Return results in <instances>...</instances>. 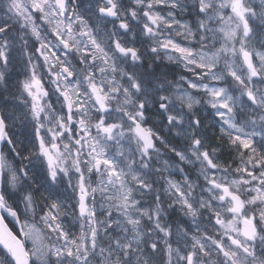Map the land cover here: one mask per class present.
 Listing matches in <instances>:
<instances>
[{"label": "snow or ice", "instance_id": "snow-or-ice-1", "mask_svg": "<svg viewBox=\"0 0 264 264\" xmlns=\"http://www.w3.org/2000/svg\"><path fill=\"white\" fill-rule=\"evenodd\" d=\"M0 264H264V0H0Z\"/></svg>", "mask_w": 264, "mask_h": 264}, {"label": "rangeland", "instance_id": "rangeland-1", "mask_svg": "<svg viewBox=\"0 0 264 264\" xmlns=\"http://www.w3.org/2000/svg\"><path fill=\"white\" fill-rule=\"evenodd\" d=\"M9 225L15 232H19L20 225L16 224L15 221L11 217H7Z\"/></svg>", "mask_w": 264, "mask_h": 264}, {"label": "flooded vegetation", "instance_id": "flooded-vegetation-1", "mask_svg": "<svg viewBox=\"0 0 264 264\" xmlns=\"http://www.w3.org/2000/svg\"><path fill=\"white\" fill-rule=\"evenodd\" d=\"M177 71L179 72V69H177ZM67 223V222H66Z\"/></svg>", "mask_w": 264, "mask_h": 264}, {"label": "bare ground", "instance_id": "bare-ground-1", "mask_svg": "<svg viewBox=\"0 0 264 264\" xmlns=\"http://www.w3.org/2000/svg\"><path fill=\"white\" fill-rule=\"evenodd\" d=\"M175 71H177V69H175ZM178 72V71H177Z\"/></svg>", "mask_w": 264, "mask_h": 264}]
</instances>
